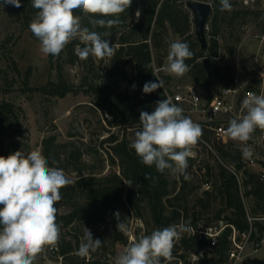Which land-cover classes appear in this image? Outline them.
Here are the masks:
<instances>
[{"label": "trees", "instance_id": "16d2710c", "mask_svg": "<svg viewBox=\"0 0 264 264\" xmlns=\"http://www.w3.org/2000/svg\"><path fill=\"white\" fill-rule=\"evenodd\" d=\"M187 1L132 0L129 9L120 14L121 22L111 28L94 27L90 20L115 19L116 17H90L80 10L74 11V15L85 17L87 24L85 23L84 27L89 28L90 31L101 34L107 31L110 35L108 37L102 35V38L109 40L110 44L113 42L111 39L114 35L119 37L117 50L105 63L104 73L101 75L98 72L95 73L99 79L91 76L92 79L87 88V91L93 95V103L111 113L112 120L109 122L140 125L141 111L151 113L157 101L168 98L162 93V88L144 94L143 86L149 81L157 82L158 78L151 64L153 47L160 50L165 46L164 41L169 28L180 36L179 41L189 44L193 56L185 61L189 66L188 74L193 81L201 84L210 96L216 92L211 91L213 87L230 86L234 83L235 70L231 63L225 61L222 51L227 52L229 57H233L236 47L229 42L222 44L220 41L218 28L222 17L219 10L220 0H205L212 3L207 20V24L211 26L207 29V34L211 35L207 50L201 49L200 41L192 30L194 20L191 11L187 8ZM27 5H32L31 0H23L22 6L25 8ZM138 5L141 6V13L136 21L134 17ZM32 9L34 13L30 15L29 20L38 12L37 9ZM245 11L250 12L249 9ZM77 44L84 46L79 39H74L66 45L72 63L79 59L75 55ZM205 57H210L211 71L204 64ZM95 59L89 56L87 60L94 65ZM104 60L105 58L99 61ZM128 63L133 64L131 72L126 69ZM164 63V60L160 58L158 64ZM162 76L164 82L168 83L169 74H162ZM123 82L127 83L126 88L120 90L117 85ZM52 84L53 88L48 91L57 96H65L73 90V85L63 76ZM20 118L19 108L13 101H0V156L7 157L27 145L25 128ZM259 130V128L256 129L257 132ZM105 141L108 142L112 151V166L117 159L119 171L110 169L101 175L90 171L74 178L65 173L72 183L60 190L62 199L55 205L58 209L56 222L60 227H68L75 221L87 227L110 223L113 227V239L129 246L132 241H129L127 235L117 231V220L114 215L117 211L120 213L121 220L125 218L129 220L131 213L142 219L147 224V235L156 229L178 225L191 216L192 222L187 225L192 227V232L181 234L179 242L176 243V246L183 250L177 254L181 258L180 264H232L229 255L234 246L232 239L234 234L237 241H240L243 233L250 231V240L255 243L262 240L264 218L260 216H264V180L261 178V172L242 166L239 161L241 154L236 148L225 150L223 146H219L220 151L229 154L231 161L237 160V169H243L242 184L234 172L220 163L218 178L209 179L210 186L196 195L194 202L190 205L187 198L189 191L199 188L205 181L208 182V178L199 184L193 182L191 178L185 180L179 175V178H171L169 170L160 173L155 166L144 165L135 150L129 147L132 142L125 136L118 138L117 135L112 134ZM42 144L43 155L49 167L66 169V166L58 162L59 154L53 155L54 148L59 145L57 137L47 136ZM69 154L81 161V150L75 148ZM79 168L76 166L74 169ZM207 171L210 173V169ZM146 174L152 179H145ZM128 181L132 182V186L125 184ZM61 203H65L69 209L62 212L59 207ZM216 204H218L217 208H215ZM191 207L199 208L189 213ZM207 211L213 214L207 216L203 224L205 227H200L198 221ZM219 221H223L224 224L220 226ZM213 222H217L215 229H220L214 245L211 244L212 236L206 232L209 227L213 228ZM138 232L137 230L136 233ZM57 246L56 251L62 257L74 260V253L78 251L80 244L78 241L73 243L60 238ZM193 254L197 256L195 259L190 258ZM76 262L78 264H108L100 258L93 260L83 258Z\"/></svg>", "mask_w": 264, "mask_h": 264}, {"label": "rangeland", "instance_id": "374dc122", "mask_svg": "<svg viewBox=\"0 0 264 264\" xmlns=\"http://www.w3.org/2000/svg\"><path fill=\"white\" fill-rule=\"evenodd\" d=\"M22 2L23 0H21V7L16 8L11 5L4 6L0 0V101H13L19 108L20 119L27 136V145L21 150L25 155L36 149H39L43 154V139L55 135L59 145L54 148L53 155L59 154L58 162L62 166H66L63 171L67 176L74 178L81 173L90 171L101 175L110 169L119 171L117 159L112 166V151L105 140L115 134L118 138L125 136L130 142H133L135 132L140 128L133 124L121 125L109 122L112 120L111 113L97 107L93 103L92 93L87 91L92 77L99 79L95 73L103 74L105 63L110 58L106 57L103 62L95 59L94 65H91L89 60L80 59L72 63L70 62L69 49L66 46L58 56L43 54L40 51V41L29 29V22L33 19L29 20L30 15L34 13L33 7L27 5L24 8ZM230 3L231 10L220 13L222 17L218 27L219 38L222 44L229 42L236 47V50L233 57H229L227 52L222 51L224 59L233 65L235 77L239 79V82L258 91L263 90L264 94V77H261L259 73V70L264 72V0H230ZM187 8L189 7L187 6ZM245 9H249L250 12H246ZM189 10L193 15L192 10L190 8ZM138 11L141 13L140 5L136 7L134 17L136 21L140 16L136 15ZM79 17L81 26L84 27L87 24L85 17L83 15ZM207 26V29L211 28L209 24ZM192 30L195 32V24H193ZM210 37L211 35L207 34L208 41ZM118 38L117 35H114L111 39L113 40L112 44H116L117 47L119 45ZM165 38V46L160 50L153 47V57L157 63L161 58L166 64L170 43L180 40V36L174 33L171 28L168 29ZM126 69L131 72L133 64L128 63ZM162 74L169 73L165 69ZM61 76L73 85V90L62 97L48 91L53 88L52 82H57ZM167 82L171 88L176 89L179 85L195 81L187 72L182 77L169 74ZM126 84L123 82L117 87L124 90ZM218 89L219 87H213L211 91L215 92ZM223 119V116L218 117V120ZM254 134L252 133L251 139L246 144L232 140H230V144L233 147L236 145L250 146L260 161L246 167L261 172L264 169V147L255 141ZM216 144L222 146L220 143L216 142ZM233 147H224V149L229 150ZM75 148L81 150L80 160L82 162L69 154ZM219 152L223 160L230 158L228 153ZM219 164L217 156L203 147L201 161L188 163L186 172L193 182L199 184L207 178L208 180L218 178ZM76 166L80 168L75 170ZM207 169H210V173ZM169 176L179 178L178 175H173L170 172ZM210 180L203 182L199 188L189 191L187 198L190 205L194 202L196 195L201 194L205 188L210 186ZM247 205L250 208L249 204ZM59 207L62 212L69 209L65 203H61ZM217 207L218 204L215 205V208ZM198 208L191 207L189 213L193 209L197 211ZM212 214L213 212L207 211L201 215L202 217L198 221L200 227H205L203 224L206 222L207 216ZM124 220L128 224L129 234L127 236L130 242L138 241V238L147 235V224L133 213L129 220L127 218ZM191 222L192 217L190 216L185 218L182 223L191 224ZM216 223H212L214 229L217 227ZM218 224L221 226L224 222L219 221ZM84 227L92 232L94 239L98 238L102 241V246L95 252H91L90 258H86V260L100 258L108 264H115L116 257L128 245L113 239V227L110 223L87 227L75 221L68 227H60V238H65L73 243L78 241L80 244L84 235ZM137 230L138 233H136ZM178 242L179 240L175 241L171 261H164L161 264L181 263V258L177 254L183 250L176 246ZM242 245L241 258L234 264H264V241L257 249L255 242L250 239H244ZM74 254V260L64 258L57 251H50L48 246H45L34 264H78L76 261L83 258L76 255V252ZM211 254L214 255V253ZM196 257L194 254L190 255L191 259Z\"/></svg>", "mask_w": 264, "mask_h": 264}, {"label": "clouds", "instance_id": "9594fccd", "mask_svg": "<svg viewBox=\"0 0 264 264\" xmlns=\"http://www.w3.org/2000/svg\"><path fill=\"white\" fill-rule=\"evenodd\" d=\"M2 3L21 7V0H2ZM31 3L38 12L29 29L40 41L43 54L58 56L69 42L78 38L84 45L75 48V55L80 60H87L89 56L103 60L114 56L117 45L102 38V35H110L107 31L101 34L82 27L81 18L74 15V11L80 10L90 17H116L90 20L94 27L111 28L121 22L119 16L129 9L132 0H31ZM231 7L230 0H220V11H230ZM136 15H140L139 11ZM192 56L187 42L170 43L166 71L176 77L184 76L189 71L185 61ZM132 87L134 90L135 85ZM163 87V80L149 81L144 84L143 93L149 94ZM242 107L246 114L239 120L231 119L222 133L225 143L232 140L246 144L257 128L264 130V94L250 93L242 101ZM183 112L171 97L157 101L151 113L141 111V127L129 147L135 150L144 165L155 166L160 173L169 170L187 180L188 160L195 157L193 149L203 130ZM242 156H252L250 146L242 148ZM145 179L152 177L146 174ZM71 183L62 169L49 167L39 149L27 155L18 150L7 157L0 156V264H34L45 246H57L60 226L56 222L58 209L55 205L62 199L60 190ZM125 184L132 186L131 181ZM114 215L117 231L128 235L127 222L121 220L118 211ZM188 232H192V228L185 223L156 229L138 241L133 240L116 257L115 264H161V258L171 261L175 241ZM101 246L102 241L94 239L92 232L84 227L76 255L90 258V253Z\"/></svg>", "mask_w": 264, "mask_h": 264}, {"label": "built area", "instance_id": "2783aa9c", "mask_svg": "<svg viewBox=\"0 0 264 264\" xmlns=\"http://www.w3.org/2000/svg\"><path fill=\"white\" fill-rule=\"evenodd\" d=\"M151 64L158 80L164 81L162 73L167 68V65L165 63L162 65L158 64L153 56ZM262 72L263 70H259L260 75ZM244 85L245 84L239 82V79L235 77L234 83L232 85L219 87L218 91H216L211 96L205 91L202 85L197 82L179 85L176 89L171 88L169 84L164 82V87L162 88V93H164L167 97H171L173 103L183 108V114L185 116L191 118L193 122L198 123L202 127L203 135L200 138L198 144L193 149L195 152V157L189 158L188 163L200 162L202 158V148L205 147L217 156L221 164L228 167L237 175L240 184H242V179L244 176L243 169L236 168L237 160L231 161L228 158L223 160L219 152V145H217L216 142L220 143L226 148H229V146L233 147L232 144H230V140L227 143L224 142L222 135L223 131L227 129L231 119L235 118L239 120L246 114V110L242 107V101L250 93H254L256 95L263 94V90L258 91L253 87ZM177 97L179 99H177ZM226 108L230 110L225 111L224 109ZM219 116H223L224 119L218 120ZM135 126L137 128L141 127V125ZM253 133H255V141L264 147V130H259L258 132L255 130ZM235 148L240 151L241 159L239 161H241L243 167L254 165L260 161L257 154H255L253 151L250 158H243L242 148H244V146L236 145L233 147V149ZM261 178L264 180V169L261 171ZM241 190L243 191V187H241ZM260 217L264 218V216ZM231 226L235 229L233 224H231ZM206 232L210 233L212 236L211 244L214 245L216 243V237L219 235L220 229L213 230V228L209 227ZM249 234L250 231L243 233V238L240 241H237L235 234L232 236L234 246L230 250L229 255L231 262L233 261L232 264L241 258V253L243 250L242 242L244 239H249ZM262 241H264V238H262L260 242L255 243L256 249L261 245ZM212 245L209 247L211 248ZM48 249L50 251L56 252L58 246H48Z\"/></svg>", "mask_w": 264, "mask_h": 264}, {"label": "water", "instance_id": "95a60500", "mask_svg": "<svg viewBox=\"0 0 264 264\" xmlns=\"http://www.w3.org/2000/svg\"><path fill=\"white\" fill-rule=\"evenodd\" d=\"M186 5L193 12V20L195 24V34L200 41L201 49L207 50L209 41L207 38V20L212 9V3L205 0H188ZM206 68L211 71L210 57L204 58ZM174 252V249H173ZM164 262L161 258V263Z\"/></svg>", "mask_w": 264, "mask_h": 264}]
</instances>
